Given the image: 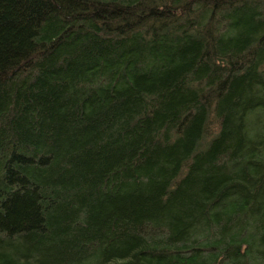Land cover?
<instances>
[{"label": "trees", "instance_id": "1", "mask_svg": "<svg viewBox=\"0 0 264 264\" xmlns=\"http://www.w3.org/2000/svg\"><path fill=\"white\" fill-rule=\"evenodd\" d=\"M0 264H264V0H0Z\"/></svg>", "mask_w": 264, "mask_h": 264}]
</instances>
